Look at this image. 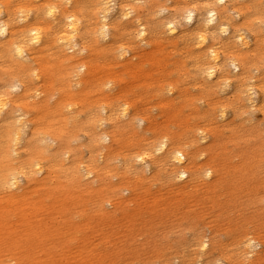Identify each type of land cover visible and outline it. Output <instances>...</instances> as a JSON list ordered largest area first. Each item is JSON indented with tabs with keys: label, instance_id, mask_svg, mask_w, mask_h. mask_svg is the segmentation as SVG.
<instances>
[{
	"label": "rangeland",
	"instance_id": "rangeland-1",
	"mask_svg": "<svg viewBox=\"0 0 264 264\" xmlns=\"http://www.w3.org/2000/svg\"><path fill=\"white\" fill-rule=\"evenodd\" d=\"M27 1L21 0L24 3ZM90 1L85 0V3L78 8H72L73 2L64 6L70 10H77L80 14L89 15L91 22L94 23L96 17L91 14L93 11ZM157 1L163 6L175 7L178 10L196 2L199 4L204 2V0ZM255 1L247 0V6L240 14L234 13L232 5H234L233 8H236L245 3L243 0L223 2L217 6L226 5L228 7V9L226 8L228 20L243 28L242 31L249 42V49H254L256 38L259 39L258 52L251 57V60L259 65L260 70L250 72L251 66H249L247 72V75L250 76L249 82L257 86L264 62V25H261L262 17L260 15L263 3L256 6L254 3L257 2ZM17 2L18 0H10L11 5H15ZM148 3V0L140 2L143 17L146 16ZM115 8L116 5L112 8L110 17H113L116 12ZM180 22L183 23L182 18ZM21 24L22 22H16L15 28L21 27ZM195 26L197 24L192 23L186 29L193 31ZM117 27L124 29L122 33L120 32L112 38L114 39L113 45L129 41V45L134 46L130 38L124 35L127 33L124 30L130 32L134 29L133 24L122 20ZM163 34L159 33L161 41H164L161 38ZM111 40L108 42L97 40L93 43V46L98 48L94 52L92 49L91 53L84 52L72 57L74 60H90L101 68L100 75L97 76L99 78L97 83L101 84L104 93L113 98L112 103L109 104L116 106L122 101L119 100V92L123 89V95L120 96H123L124 100L129 103L134 100L131 91L125 93L129 89L128 84L132 79L128 75L129 70L125 67H131L143 60L144 75L150 74L152 81L155 82L161 75L157 74L146 61L147 54L151 52L150 46H144L142 49L136 48L137 56L125 64L122 60L116 59L112 53L103 52L102 49H108L105 46ZM175 44V47L172 45L165 47L168 63L177 62L178 66L176 71L161 80L162 92L164 93L167 88L174 90L175 88L182 89L185 86L190 93L198 98L196 100L197 107L204 106L206 102L225 107V117L220 120V131L213 137H206L205 140H199V143L198 141L196 143L198 152L204 150L203 154L200 153L195 160L198 163L197 166L206 163L212 164L216 171L207 180L204 178L202 180L204 183L212 182L211 187L207 188L203 185L204 187L195 190L189 187L187 193L177 192L173 190V187L178 186L175 184L172 187L169 186L164 180L163 174H160L159 177L156 176L157 173H164V169L161 167L162 170L152 169L144 177L129 169L126 173L128 179L117 176L114 174V170L109 169L104 185H128L129 191H119V195L99 193V189H97L99 186L94 184L89 187L85 179L82 185L72 188L73 193L82 198L81 201L71 204L66 201L53 203L51 197L46 198L44 190L40 187L38 195L30 193L28 196L24 194L25 188L17 191L0 190V224H3L4 227L0 234L2 256L15 254L20 264H22V260L25 264H248L251 261L254 264H264V261L258 259L259 257L264 259V251L261 253L264 248L262 242V237H264V157L261 158L260 163L258 161V167L254 166V179L244 181V177L241 179L235 173L239 156L240 159L250 155L258 158L259 154H264V113L260 108L261 91L257 89L252 94V105L247 102H239L236 93L232 91V86L223 90L217 89L215 92L211 90L208 94L203 93L199 90L200 84L195 81L193 58L198 53L197 50L190 45L189 41L178 39ZM229 44L233 47L232 39L229 40ZM237 49V47L230 48L235 52H238ZM64 54L70 57L68 52H64ZM58 55L57 48H50L48 51L35 55V60L30 61V67L36 68L37 72L38 69L41 71L40 67L54 66L53 70L55 71V59ZM171 55H174L173 58H169ZM168 66L169 68L174 67V65ZM233 73L229 71V74ZM111 74L116 75L119 79L116 82H110ZM55 77L56 75L52 76V79ZM48 78L49 76L43 75V79L37 81L33 75H30L28 85L32 88L43 87ZM78 79L75 76L69 77L71 91L76 94L80 90L76 83ZM133 84L136 85L137 81ZM88 90L91 91V88ZM3 91L4 89L0 85V94ZM140 93L137 92V94ZM7 95L10 98H16L18 92L9 91ZM59 96L58 83L54 79L52 88L41 95L40 99L53 108ZM92 99L95 98L88 100ZM158 100V97L153 95L130 105L131 116L145 117L148 118V121H141L140 125L135 126L134 129L128 127L125 130L119 129L121 134L116 137L117 142L114 143V140H111L106 144L105 149L112 150L111 160L115 165L121 163L115 155L120 152L132 155L148 148L157 140V135L160 132L167 133L170 137L174 136L177 142L183 143L186 136L185 126L196 125L202 128L206 126L207 121L199 118V114L190 113L186 107H181V113L176 111L174 116L177 118L181 114V121L186 120L185 123L180 125L177 120L167 119V110L159 107ZM76 102L73 106L75 110L73 114L78 113L77 119L83 121L91 118L95 121L99 117H104L101 111L103 102L95 101L89 104ZM177 108L179 110V107ZM43 115L44 118L40 120L42 123L38 125L42 127V130H47L49 127H56L58 119L67 120L72 114L63 108L56 114L54 113V117L49 113ZM34 119L39 118L32 112H27L22 117L26 125L25 131L29 132L31 127H34ZM102 128V130H109L106 127ZM148 128H154L159 132L151 133ZM242 128L245 131H242ZM250 129L252 132H256L258 137L248 134ZM72 132L71 139L76 140H70L69 150H64L65 153L61 157L64 165L58 163V167L55 166L58 182L64 185L68 184L65 173L71 162H85L100 167L103 166L101 154L106 152L99 144H92L89 132L79 128ZM252 140L256 141L253 145ZM56 150L57 146L53 144L48 152L54 153ZM190 150H195V148H188V151ZM19 155V158L26 157L23 148L20 149ZM12 163H17L16 159H13ZM220 166H223L224 169L219 170ZM226 166H229L227 170ZM136 175L141 178L138 181L140 183L134 182ZM236 180H239L242 185L241 190L234 189ZM261 181L263 188L260 186ZM176 182L181 183L177 180ZM56 183L50 184L58 185ZM27 187L31 188L32 185ZM50 194L51 192L48 193V195ZM58 194L60 193L58 192ZM24 197L28 198L21 200ZM106 199H109L112 204H109ZM167 204L170 206H166ZM152 205L156 214L149 217L148 212ZM128 219L130 221H127ZM39 225L52 232L43 244L34 247L28 258L27 247L22 242L12 243L10 238L12 236L19 238L22 234L27 233L31 226ZM249 235L260 238L261 244L255 248V252L249 254L250 256L247 255L245 259L239 258L240 250L237 247V242L242 236ZM204 240L207 245L203 250H199L197 243ZM15 245L17 247L13 250ZM47 249L53 251L52 257L48 255ZM8 264H15V262L8 261Z\"/></svg>",
	"mask_w": 264,
	"mask_h": 264
},
{
	"label": "bare ground",
	"instance_id": "bare-ground-1",
	"mask_svg": "<svg viewBox=\"0 0 264 264\" xmlns=\"http://www.w3.org/2000/svg\"><path fill=\"white\" fill-rule=\"evenodd\" d=\"M141 1L147 2V0H91L93 11L91 14L96 17V21L93 23L89 15L80 14L77 10H70L64 6L73 2L72 8H78L85 3V0H28L25 3L18 0L15 5H11L10 0H0V85L4 89L0 94V190L17 191L25 188L24 194L28 196L30 193L38 195L40 187L44 190L46 198L51 197L53 203L66 201L71 204L81 201L82 198L75 195L72 188L82 185L85 179L89 187L94 184L98 185L99 193L119 195V191H129L130 187L128 185L105 186L104 180L109 169L114 170V174L117 176L128 179L126 173L129 169L144 177L155 168L158 171L164 169V173H157L156 176L159 177L160 174H163V178L169 186L172 187L174 184L178 186L173 187V190L177 192L187 193L189 187L194 190L204 187L203 185L207 188L211 187L212 182L204 183L202 180L203 178L207 180L216 171L212 164L206 163L197 166L198 163L195 160L200 153L203 154L204 150L198 152L196 143L197 141L199 143V140H205L206 137H213L220 131V120L225 117V107L212 102H206L204 106L197 107L196 100L198 98L190 93L185 86L182 89L175 88L174 90L167 88L163 93L162 86H160L161 80L176 71L178 66L177 62L168 63L165 47L171 45L175 47L178 39L189 41L190 45L194 46L198 52L193 58V65L195 81L200 84L199 90L208 94L211 90L215 92L217 89L223 90L232 86V91L236 93L239 102H247L252 105V94L260 89V108L264 113V62L257 86L249 82L250 76L247 75L249 66H251L250 72L260 70L259 65L251 60V57L258 52L259 39L256 38V47L249 49V42L242 31L243 28L229 22L228 7L226 5L217 6L220 3L234 0H204L201 4L196 2L188 7L179 8V10L175 7L163 6L157 0H148L145 17L141 14ZM243 1L245 3L236 8H233L234 5H232L235 14H240L247 6V0ZM255 2H257L254 3L256 6L263 3L260 15L262 17L261 25H264V0ZM114 5H116V12L113 17H110ZM181 18L183 23L180 22ZM122 20L132 23L134 26L130 32L124 30L127 32L124 35L130 38L134 46H130L129 41L121 42L116 46L112 43L114 40L112 38L123 32L124 28L117 27ZM16 22H22L21 27L15 28ZM192 23L197 24L195 29L187 30L186 27ZM248 27L250 28L249 24ZM160 32L166 35L161 36L164 41L160 39ZM231 39L233 47H237L236 51L238 52L230 50L233 48L229 44ZM97 40L106 42L111 40L105 46L108 49H102L103 52L112 53L116 59L122 60L125 64L137 56L136 48L142 49L144 46H150L151 52L147 54L146 61L161 76L155 82L152 81L150 74L144 75L142 68L144 61L139 59L140 61L133 66L125 67L129 70V77L132 78L131 85L128 84L129 89L125 93L131 91L134 100L130 103L124 100L123 96H120L123 95V89L119 92V100H122L120 104L116 106L109 104L112 103L113 98L104 93L101 84L97 83L99 80L97 76L100 75L101 68L90 60L80 61L74 60L72 57L84 52L91 53L92 49L94 52L98 49L93 46ZM50 48H57L59 53L55 59L56 70H53L54 66L40 67L41 71L38 69L36 72V68L30 67V61L33 62L35 55L48 51ZM64 52H68L70 57H67ZM173 56L171 55L169 58H173ZM168 65H174V67L169 68ZM227 69L234 73L229 74ZM30 75H33L37 81L42 80L43 75H47L49 78L43 87L32 88L28 85ZM54 75L56 77L52 79ZM73 76L79 78L76 81L80 88L78 94L71 91L69 77ZM112 76H110V82H116L119 79L116 75ZM54 79L58 83L60 96L56 100L55 106L50 108L43 99H40V96L52 88ZM135 81H137L136 85L133 84ZM89 88L91 91L88 90ZM9 91L18 92L17 97H8ZM62 92L64 94H61ZM137 92L141 93L137 94ZM153 95L158 97L159 107L167 110V119L177 120L180 125L185 123L186 120L181 121V114L177 118L174 116L176 111L181 113V107H186L190 113L199 114V118L207 121L206 126L203 128L196 125L185 126L186 136L183 143L177 142L174 136L170 137L167 133L160 132L157 135V140L146 149L132 155L125 152L113 154L121 162L115 165L111 160L112 150H106V144L111 140H114V143L117 142L116 137L121 134L119 129L125 130L126 127L134 129L135 126L140 125L141 121H148V118L145 117L131 116L129 110H131V104L134 105L135 102L148 99ZM160 96L162 97L160 98ZM89 98L95 99L88 100ZM76 101L84 104L95 101L103 102L101 111L104 117H99L95 121L91 118L83 121L77 119L78 113L73 114L75 112L73 106L77 103ZM63 108L72 114L70 118L67 120L58 119V123L54 122L57 124L56 127L42 130L38 124L42 123L40 120L44 118L43 114L49 113L54 117V113L56 114ZM27 112H32L39 118L34 119V127H31L29 132L25 131L26 125L22 120ZM120 126L123 127L119 128ZM102 127L109 130H102ZM76 128L89 132L92 144H99L106 152L101 154L103 166L100 167L85 162H71L65 173L68 184L64 185L58 182L55 166L58 167V163L64 165L61 157L65 153L64 150H69V141L76 140L71 139L72 131ZM148 130L151 133L159 132L154 128H148ZM241 130L245 131L244 128ZM248 134L258 137L256 132H252L251 129ZM255 143L256 141L252 140V145ZM53 144L57 146V150L54 153H49ZM19 147L25 150V158H19ZM188 148H195V150L188 151ZM262 157L264 154H259L258 158L250 155L240 159L239 156L235 173L241 179L244 177V181L254 179L253 169L258 167V161L260 163ZM13 159H16L17 163H12ZM228 167L226 166V170ZM222 169L224 167L220 166L219 170ZM138 175L134 176L135 183H140L138 181L141 178ZM176 180L181 183H177ZM55 182L58 185L50 184ZM33 184L35 185L33 186ZM29 185L32 187H27ZM260 186L263 188L262 181ZM234 189H242L239 180H236ZM49 192H51L50 195H48ZM58 192L60 194L57 195ZM26 198L28 197L21 200ZM106 201L112 204L109 199ZM166 206L169 207L170 204ZM149 209V217L154 216L156 210H153V205ZM3 229V224H0V234ZM51 232L41 225L31 226L27 233L22 234L19 238L12 236L10 240L15 244L17 241L22 242L29 250V258L34 247L43 244ZM260 240L256 236H242L237 242V247L240 250L239 258L245 259L247 255L250 256L249 254L255 252V248L261 244ZM262 240L264 243V237ZM197 245L199 250H203L207 243L204 240L198 242ZM16 247L17 245L13 247V250ZM46 251L49 256H53V251L49 249ZM263 251L264 248L261 253ZM1 253L2 251H0V264H8V261L20 264L15 254L2 256ZM258 259L264 261L263 258L259 257ZM22 264H25L23 260ZM248 264H254V262L251 261Z\"/></svg>",
	"mask_w": 264,
	"mask_h": 264
}]
</instances>
